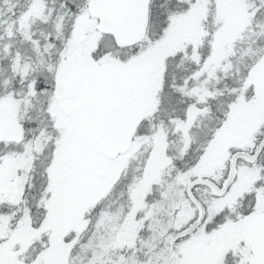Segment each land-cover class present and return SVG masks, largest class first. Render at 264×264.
I'll use <instances>...</instances> for the list:
<instances>
[{
  "label": "snow or ice",
  "instance_id": "1",
  "mask_svg": "<svg viewBox=\"0 0 264 264\" xmlns=\"http://www.w3.org/2000/svg\"><path fill=\"white\" fill-rule=\"evenodd\" d=\"M0 264H264V0H0Z\"/></svg>",
  "mask_w": 264,
  "mask_h": 264
}]
</instances>
